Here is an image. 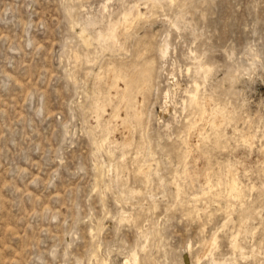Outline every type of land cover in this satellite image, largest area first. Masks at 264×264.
Listing matches in <instances>:
<instances>
[{"label": "rangeland", "instance_id": "rangeland-1", "mask_svg": "<svg viewBox=\"0 0 264 264\" xmlns=\"http://www.w3.org/2000/svg\"><path fill=\"white\" fill-rule=\"evenodd\" d=\"M135 258L264 264V0H0V264Z\"/></svg>", "mask_w": 264, "mask_h": 264}, {"label": "bare ground", "instance_id": "bare-ground-1", "mask_svg": "<svg viewBox=\"0 0 264 264\" xmlns=\"http://www.w3.org/2000/svg\"><path fill=\"white\" fill-rule=\"evenodd\" d=\"M130 10V9H129ZM132 11V10H131ZM139 11V10H138ZM130 12V11H129ZM121 20V19H120ZM122 21H123V26L124 27H127V25H128V23H129V20H128V17H127V13H124V15H123V17H122ZM83 29V28H82ZM120 31H121V26L119 25V22H118V24H117V22H115L114 24H112V25H110L109 26V28H108V33H107V37L106 36H104V37H102L101 39H110V40H112L114 43H116V41L118 40V35H119V33H120ZM84 32H87V31H84ZM83 33V32H82ZM104 41V40H103ZM107 41V40H106ZM83 42V41H82ZM117 43H119V42H117ZM104 44V43H103ZM160 51H161V54L163 55L164 53H165V51H166V47H163V48H161L160 49ZM150 63V62H149ZM113 78H114V80H115V82L119 79V78H122V79H126L127 78V76H128V74H126V73H118V72H115V71H113ZM126 87H127V83H126ZM124 97H125V93L124 92H122L121 93V95H120V100H119V103H117V104H115L114 105V107H113V109H112V111H111V114H112V116L114 115V117H115V115H118L119 114V110H120V103L123 101V99H124ZM113 100V99H112ZM191 101H192V103H194L196 106H197V108L199 109V114H200V116L201 117H203L204 116V112L206 111V107H205V105H204V103H203V101L202 100H200V99H198L197 98V95H196V93H194V94H192L191 95ZM221 107V106H220ZM213 110V109H212ZM216 111V110H215ZM211 116V115H210ZM213 116V115H212ZM214 119L216 118V117H222V115L221 114H217L216 112L214 113ZM200 117V118H201ZM211 121V120H210ZM215 121V120H214ZM193 122V121H192ZM196 123V122H195ZM194 124V123H193ZM214 124H215V122H214ZM219 125H220V122H219ZM122 126L123 127H125L127 130H128V128H129V126H130V121H128V119H125V120H123V123H122ZM213 126V125H212ZM190 127V126H189ZM188 128V127H187ZM124 130V129H123ZM253 135V134H252ZM247 137V136H246ZM128 138H129V133H127V134H123L122 133V135H121V139L123 140V141H127L128 140ZM186 140H187V138H186ZM186 142V141H185ZM187 144V143H186ZM190 149V148H189ZM233 168V167H232ZM139 170V169H138ZM185 171H186V169H184ZM140 171V170H139ZM145 171V170H144ZM228 171V170H227ZM189 173V172H188ZM207 188H209V191H210V189H211V187L213 186V184H212V179L210 178V174L208 173L207 175ZM191 177V176H190ZM220 182V181H219ZM217 183V182H216ZM218 184V183H217ZM219 185H220V183H219ZM226 185L228 186V188H229V193L231 194V193H234V194H236V196H234L233 194V197H237V195H238V197H239V195L242 193V187H241V185L238 183V181L235 179V177L232 175L227 181H226ZM203 187V186H202ZM214 187V186H213ZM220 187V186H219ZM201 189V188H200ZM212 190V189H211ZM203 191H206V190H203ZM203 191L202 192H200L201 194L203 193ZM217 191V190H216ZM218 193H219V191H217ZM206 193H208V192H206ZM210 193V192H209ZM228 193V194H229ZM220 194V193H219ZM197 195V194H196ZM195 195V196H196ZM232 195H230V196H232ZM197 197V196H196ZM232 198V197H231ZM230 200V199H229ZM213 238V237H212ZM211 238V239H212ZM214 241H215V238H213L212 240H211V242L212 243H214ZM211 243V244H212ZM206 253V252H205ZM199 254H202V252L201 253H199ZM207 254V253H206ZM199 257H200V255H199ZM200 259V258H199ZM135 264H137L136 263V258H135Z\"/></svg>", "mask_w": 264, "mask_h": 264}]
</instances>
